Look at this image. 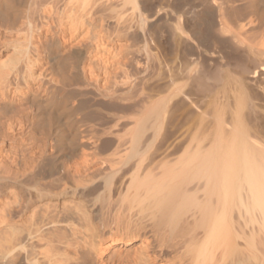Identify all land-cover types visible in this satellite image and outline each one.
Wrapping results in <instances>:
<instances>
[{
	"label": "bare ground",
	"instance_id": "obj_1",
	"mask_svg": "<svg viewBox=\"0 0 264 264\" xmlns=\"http://www.w3.org/2000/svg\"><path fill=\"white\" fill-rule=\"evenodd\" d=\"M222 1L168 84L161 0H0V264H264V0Z\"/></svg>",
	"mask_w": 264,
	"mask_h": 264
},
{
	"label": "rangeland",
	"instance_id": "obj_2",
	"mask_svg": "<svg viewBox=\"0 0 264 264\" xmlns=\"http://www.w3.org/2000/svg\"><path fill=\"white\" fill-rule=\"evenodd\" d=\"M211 0H161V2L159 3L160 5V7H162V8H160L161 9V12L163 13V18L161 19V21H159L160 23H157V24H159V29H158V27L156 28L157 30H159L160 32H162L161 33V47H163L162 49H163V51H161L162 49H160V54H162L161 55V59H162V56H165V57H163L164 58V60L162 61V62H164L163 63V78L166 76V78H164L165 80L163 81V82H165V83H168L169 84V82H171L170 81V78H169V75H167L168 73H169V71H170V69H172V67L173 68H175L176 70L177 69H179V68H185L186 66H195L194 68H198L199 69V67L201 66V63H202V66L204 65L203 64V56H205L206 55V51L208 50V48H210V50H211V48H214V46L213 45H210V43L209 42H207V37L205 36V40H206V44L204 43L203 45H205V46H201V45H199V43L197 42V41H195L194 39H193V33L195 32V31H197V30H199V28L203 31V30H206L205 32L206 33H204L205 35H207L208 34V32H207V29L208 28H206L207 26V20H208V16H207V13L205 12V4L207 3V2H210ZM224 1V0H223ZM222 1V2H223ZM236 2H234V0H228L227 2H229L228 4H229V6H228V4H227V2L226 1H224V6L228 9V7H230V5L232 4V5H234V4H239L238 3V1L240 2V0H235ZM205 4H204V3ZM162 3V4H161ZM226 3V4H225ZM239 5H241V2H240V4ZM204 6V7H203ZM191 7H195V8H191ZM200 7V8H199ZM232 7H235V6H232ZM236 7H238V5L236 6ZM235 7V8H236ZM240 7V6H239ZM190 8V9H189ZM237 9V8H236ZM236 9H234L233 11L235 12V10ZM240 9V8H239ZM241 10V9H240ZM239 10V11H240ZM228 11H231V10H228ZM233 11H231L232 13H234ZM238 11V10H237ZM205 13V14H204ZM232 13H230V14H232ZM236 15V14H235ZM232 16V15H231ZM230 16V17H231ZM233 16H234V14H233ZM232 16V17H233ZM205 17V18H204ZM232 17H231V19H232ZM204 19H206V20H204ZM233 19H235V16H234V18ZM163 20V21H162ZM202 21V22H201ZM204 21V22H203ZM161 22H163V23H161ZM178 25H180L181 27H182V29L184 30V34H185V36H184V34L182 35V38H183V40H189L191 43H193L192 45H193V48L192 47H189L188 45H186V44H184L183 42H181V39L179 40H177V45L176 44H172L169 40H170V36L173 34V32H174V30H175V27H177ZM156 26H158V25H156ZM202 26V27H201ZM206 26V27H205ZM171 27H173L172 29H171ZM205 27V28H204ZM155 28V27H154ZM170 30V31H169ZM201 30H199L200 32H201ZM202 33V32H201ZM179 34H180V32H179ZM204 34H202V35H204ZM163 35H165V36H163ZM187 37V38H186ZM165 38V39H164ZM179 42V43H178ZM170 43V44H169ZM162 44H165L164 46L162 45ZM181 44V45H180ZM194 44H197V45H195L194 46ZM206 45H209V46H206ZM175 46H177V47H175ZM186 46H188V47H186ZM196 46H197V48H198V50L196 51ZM199 46H201L200 48H199ZM180 47V48H179ZM186 48V49H185ZM175 49V50H174ZM201 49V50H200ZM218 49V48H217ZM193 50V51H192ZM214 50H216L215 48H214ZM225 50V49H224ZM227 51H228V49H226ZM225 50V51H226ZM176 53H175V52ZM182 51V52H181ZM204 54H203V53ZM199 53H202V55L203 56H201ZM228 53V52H227ZM166 54V55H165ZM177 54V55H176ZM183 54V55H182ZM174 56V57H173ZM183 56V57H182ZM173 57V58H172ZM199 57H202V58H200L201 60H202V62H201V60L199 59ZM177 58V59H176ZM176 59V60H175ZM179 59V60H178ZM183 59H184V61L185 62H183ZM182 60V61H181ZM199 60V61H198ZM175 61V62H174ZM177 61V62H176ZM189 61V62H188ZM192 61V62H191ZM198 61V62H197ZM178 62H180V64L178 63ZM198 64H197V63ZM201 62V63H200ZM174 63V64H173ZM177 63V64H176ZM186 63V64H185ZM188 63V64H187ZM199 63H200V65H199ZM166 64V65H165ZM182 64H184L183 66H182ZM170 66V67H165V66ZM176 65H178V68H177V66ZM181 65V66H180ZM197 65V66H196ZM176 66V67H175ZM185 66V67H184ZM201 68H204V67H201ZM167 69V70H166ZM198 69H197V71H198ZM196 70V69H195ZM201 70H203V69H201ZM197 71H195V72H197ZM199 72H200V74H199ZM199 72H197V74H199L201 77H202V71H200L199 70ZM196 74V75H197ZM194 76L192 79H187V78H180L179 79V81H181L182 83V86H181V92H180V94H178L179 96H177V98H175V99H171L172 101L171 102H169V105H168V107H170V108H168V113H167V115L168 116H172L173 115V117H174V119L172 120L175 124H173V123H171L172 124V126L173 125H176V128H177V126H178V129H177V133L175 134V136L173 137L172 136V138L170 137V139L167 141V142H177L178 141V139L179 140H181L183 137H185V136H187L188 134L187 133H191V134H193V133H196L197 131V136H200L201 138H203L204 137V126H203V124L201 125L200 124V121L202 120V118H203V120H204V122H205V114H204V112H205V109H204V107H203V105H204V103H202L203 102V98L201 99V97L202 96H200L199 94V97L198 96H196V97H198V99H196L195 98V96H193L192 95V92H196L197 93V91L195 90V88L198 90V88H197V86H199V85H196L198 82H196V81H198L199 80V75H197V76ZM194 78H195V80H194ZM184 79V80H183ZM186 79V80H185ZM167 80V81H166ZM183 80V81H182ZM188 80V81H187ZM185 81V82H184ZM184 84V85H183ZM187 86H186V85ZM199 84V83H198ZM190 86H192V87H190ZM193 90H192V89ZM190 91H192V92H190ZM166 94V93H165ZM188 94V95H187ZM191 94V95H190ZM197 95V94H196ZM193 96V97H192ZM190 97V98H189ZM194 98V99H193ZM201 100V103L203 104L202 106H201V103L199 104V103H197V102H199L198 100ZM191 103H190V102ZM197 101V102H196ZM176 102V103H175ZM179 102H180V104H179ZM185 103V102H187V106L189 107L191 104H193V105H191L190 107H189V109L191 110V113H192V121H190L191 119V113L190 114H186V112L187 111H184L185 109H186V105H185V107H184V105L182 106V104L181 103ZM194 102V103H193ZM173 103V104H172ZM100 103H98V105H99ZM173 106H172V105ZM189 104V105H188ZM197 104V105H196ZM199 104V105H198ZM88 105V106H87ZM95 105H97V103H95V102H88V104H86L85 106L86 107H89V110H95V109H97V107L98 106H95ZM102 106H101V108L100 107H98V109H100V110H102V112H103V114H104V112L106 111V109H108L109 108V106L107 105V107L108 108H104V105L103 104H101ZM175 105H177L176 107H175ZM180 106V107H179ZM197 106H199V108L197 107ZM85 107V110L87 109L88 110V108H86ZM187 107V108H188ZM201 107V108H200ZM203 107V108H202ZM103 108V109H102ZM185 108V109H184ZM111 109V110H110ZM202 109V110H201ZM204 109V110H203ZM86 110V111H87ZM88 110V111H89ZM115 110V111H114ZM112 111H114L115 113L117 112L116 111V109L115 108H113V107H111V108H109L107 111H106V115H108V116H106V118H105V116L102 114L99 118H98V116H93L92 118L90 117L89 118V116H88V120L90 119L91 121H92V119H94V123L93 122H87V124L89 125L90 123H92V124H90L91 126L93 125V126H95L94 127V129H99V130H101V129H103V127H108V126H110V125H112L113 124V122H109L108 123V121L110 120L109 118V120L107 119V117H109L110 115L109 114H111V115H113V114H115L114 112H112ZM173 111H174V113H173ZM199 111V112H198ZM201 111V112H200ZM175 112H177V113H175ZM107 113H109V114H107ZM170 113V114H169ZM172 113V114H171ZM179 113V114H178ZM186 115H185V114ZM198 114V115H197ZM166 115V116H167ZM189 115V116H188ZM103 116H104V119H106L107 121H105L104 122V119H101V118H103ZM188 116V117H190L188 120L190 121H188V123L186 124V121H185V119H187L186 117ZM95 117L96 118H98V119H95ZM195 117V118H194ZM200 118H201V120H200ZM177 119V120H176ZM89 120V121H90ZM96 120V121H95ZM99 120V121H98ZM176 120V121H175ZM194 120V121H193ZM202 120V121H203ZM171 121V122H172ZM183 121V122H182ZM99 122H100V124H99ZM104 124H103V123ZM182 122V123H181ZM203 122V123H204ZM108 123V124H107ZM168 123V122H167ZM192 123H195V124H192ZM170 124V125H171ZM179 124V125H178ZM205 124V123H204ZM89 125V126H90ZM99 127H98V126ZM101 125V126H100ZM102 125H104V126H102ZM193 125V126H192ZM90 126V127H91ZM182 126V127H181ZM185 126V127H184ZM167 127H169V124H168V126H167V124H165V126H164V129H163V138H165V136L167 135L168 136V134L172 131L171 129H173L174 130V128L175 127H169V128H167ZM183 127H184V129H183ZM196 127V129H194V128ZM202 127V128H201ZM92 128V127H91ZM167 129H170V130H168V133H167ZM182 129V130H181ZM196 132H195V131ZM170 131V132H169ZM185 131H187V132H185ZM167 133V134H166ZM183 135V136H182ZM166 136V137H167ZM199 137V138H200ZM168 138V137H167ZM175 138V139H174ZM93 142L95 141V140H92ZM109 153L108 154H110V153H112V150H110V151H108ZM260 251H261V249H259Z\"/></svg>",
	"mask_w": 264,
	"mask_h": 264
}]
</instances>
